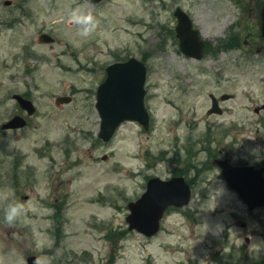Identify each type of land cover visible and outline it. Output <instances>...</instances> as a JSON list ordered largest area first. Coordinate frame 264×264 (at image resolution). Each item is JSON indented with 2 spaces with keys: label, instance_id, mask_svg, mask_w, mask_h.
Instances as JSON below:
<instances>
[{
  "label": "rangeland",
  "instance_id": "1",
  "mask_svg": "<svg viewBox=\"0 0 264 264\" xmlns=\"http://www.w3.org/2000/svg\"><path fill=\"white\" fill-rule=\"evenodd\" d=\"M4 1L0 124L16 108V90H28L37 110L26 127L0 129V196L28 209L9 226L0 204V264H27L29 254L45 264H264V207L248 211L212 163L217 147L238 160H252L256 147L264 155V110L254 111L264 104L263 0ZM76 6L101 20L87 38L68 22ZM176 7L205 40L201 59L179 49ZM40 31L55 42L38 43ZM130 56L147 66L150 124L124 121L103 142L95 90L108 63ZM225 92L231 112L208 115L209 94ZM61 94L72 101L55 105ZM242 137L255 139L235 148ZM181 173L189 204L168 209L151 237L128 230L127 202L147 179Z\"/></svg>",
  "mask_w": 264,
  "mask_h": 264
},
{
  "label": "water",
  "instance_id": "2",
  "mask_svg": "<svg viewBox=\"0 0 264 264\" xmlns=\"http://www.w3.org/2000/svg\"><path fill=\"white\" fill-rule=\"evenodd\" d=\"M100 1V0H92ZM9 4L10 1H6ZM177 19L175 26L176 36L179 40L180 50L187 56L200 58L204 49V41L200 39L197 29L192 26L188 14L180 8L173 12ZM261 34L264 36V3L261 9ZM41 43H51L54 38L47 33L38 36ZM146 79V67L144 63L134 57L126 61H117L106 67V77L98 85L96 90V109L100 117L98 136L103 141H108L114 134L116 128L125 120H136L147 128L149 114L144 104L146 90L144 88ZM211 108L208 113L219 111L218 100L213 94ZM20 106L28 113L34 111L30 100L20 95L14 96ZM228 94L221 99L228 98ZM69 96H59L56 103L70 101ZM20 116L2 124V128H16L24 125ZM223 174L230 186L236 189L242 199L247 203L248 209L264 205V178L261 169H253L250 166L232 167L223 163ZM191 196V189L183 176H173L161 179L158 176L149 178L146 182L144 192L134 201H129L127 207L129 213L125 219L129 229L151 236L159 229L160 219L169 206L186 205ZM28 264H35L36 256L29 255Z\"/></svg>",
  "mask_w": 264,
  "mask_h": 264
},
{
  "label": "clouds",
  "instance_id": "3",
  "mask_svg": "<svg viewBox=\"0 0 264 264\" xmlns=\"http://www.w3.org/2000/svg\"><path fill=\"white\" fill-rule=\"evenodd\" d=\"M68 22L72 25H75L78 28V35L81 37L87 38L91 36L99 27L101 20L94 15L91 11L86 10L83 7H69L67 14ZM255 139V137H242L240 142L234 145L235 148L239 149L241 147L243 139ZM248 154L252 156V163H259L261 160H264V155H262L259 147L252 148L248 150ZM0 204H3L4 211V222L13 226L17 222L22 221V218L27 214L28 209L23 203L20 202H8L7 196H0ZM206 225V230L208 225ZM218 230H222L221 226H217ZM215 234V233H214ZM250 251L253 249L250 246ZM262 251V248L259 244H256L254 252L258 255ZM35 264H45V262L37 258Z\"/></svg>",
  "mask_w": 264,
  "mask_h": 264
},
{
  "label": "flooded vegetation",
  "instance_id": "4",
  "mask_svg": "<svg viewBox=\"0 0 264 264\" xmlns=\"http://www.w3.org/2000/svg\"><path fill=\"white\" fill-rule=\"evenodd\" d=\"M15 92H18L20 93V95H22L23 97L25 98H30V92L28 90H17ZM14 92V93H15ZM221 107H222V110L220 112V114H217V115H222L224 112H231V110L229 109H226L222 103L220 104ZM27 121H28V118H27ZM223 125L227 128H231L232 126L235 127L237 125V122L236 121H233V122H221L220 126L223 127ZM232 153L231 151H229L228 149L224 148V147H217V153L214 154V156L212 157V163L216 166V168L218 169L219 171V174H220V177L222 179V181L224 182V185L225 187H227V189L233 191L228 182H227V179L224 177V174H223V163H227L229 166H236V167H239V166H245V165H248V166H254L255 168H261L263 167L264 169V160H261L259 163H252V160H238V159H234L232 156ZM234 192V191H233ZM241 227H244L245 226V223L242 222L241 224Z\"/></svg>",
  "mask_w": 264,
  "mask_h": 264
},
{
  "label": "bare ground",
  "instance_id": "5",
  "mask_svg": "<svg viewBox=\"0 0 264 264\" xmlns=\"http://www.w3.org/2000/svg\"><path fill=\"white\" fill-rule=\"evenodd\" d=\"M103 177H105V176H102V175H101V176H100V179H102ZM87 205L91 206V205H93V204H86V206H87ZM174 249H175V248L171 247V250H174ZM165 255H166V254H165Z\"/></svg>",
  "mask_w": 264,
  "mask_h": 264
},
{
  "label": "trees",
  "instance_id": "6",
  "mask_svg": "<svg viewBox=\"0 0 264 264\" xmlns=\"http://www.w3.org/2000/svg\"><path fill=\"white\" fill-rule=\"evenodd\" d=\"M182 174V173H181Z\"/></svg>",
  "mask_w": 264,
  "mask_h": 264
}]
</instances>
